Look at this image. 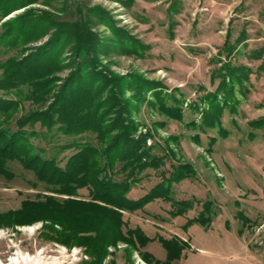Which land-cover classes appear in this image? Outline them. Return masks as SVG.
I'll use <instances>...</instances> for the list:
<instances>
[{
	"label": "rangeland",
	"instance_id": "1",
	"mask_svg": "<svg viewBox=\"0 0 264 264\" xmlns=\"http://www.w3.org/2000/svg\"><path fill=\"white\" fill-rule=\"evenodd\" d=\"M67 34L75 41L54 51L49 81L30 77L15 88L24 95L41 88L43 101L23 99L8 118H0V126L15 130L31 111L53 104L64 81L84 64L73 48L93 44L92 69L80 71L97 79L84 85L92 88L110 126L105 143L94 131L67 136L58 123L49 129L38 121L23 126L37 132L30 136L34 150L64 167L78 148L62 150L63 144L100 149L134 125L127 132L138 141L141 161L155 158L157 165L134 171L127 196L144 195L185 164L189 173L171 182L170 199H187L192 206L172 217L171 202L155 198L121 210L124 239L107 244L102 256L74 239H55L68 229L53 219L2 224L0 264L14 255L23 258L20 264H149L141 252L163 262L166 249L159 238L185 244L170 264H264V125L251 124L264 121V0H0V78L5 63L14 69ZM224 64L246 67L247 78L221 84ZM12 92L0 90V97L15 99ZM6 167L0 213L47 196L89 199L86 187L76 195L59 193L17 160ZM114 168V180H131L125 161L117 159ZM133 230L149 241L137 242Z\"/></svg>",
	"mask_w": 264,
	"mask_h": 264
},
{
	"label": "trees",
	"instance_id": "2",
	"mask_svg": "<svg viewBox=\"0 0 264 264\" xmlns=\"http://www.w3.org/2000/svg\"><path fill=\"white\" fill-rule=\"evenodd\" d=\"M74 41V36L67 34L59 38L53 49L44 51L43 55L40 52L31 54L24 58V61L21 60L19 64H13L14 69H11L6 63L4 64L0 78V90L6 91V93H13L12 91H14L15 99L0 97V118L4 116L8 118L11 109L18 106L23 99H31L35 104L43 101V94L46 93L43 89L34 88L27 95H24L19 88L18 90L15 89L20 85L17 83L27 82L28 78L40 77V75H43L41 82L49 81L48 75L52 68L50 65L55 63L57 57L53 54L54 51L61 50L62 47ZM229 47L231 49L232 46L227 48ZM96 49L90 43H77L73 52L76 57L83 58L84 64L81 69L78 68L79 70L77 69L73 75L64 81L61 92L56 95V101L50 104L46 110L31 111L23 120L17 122L15 130L0 126V174L9 173L6 167L7 161L17 160L25 168L32 169L46 183L55 185L56 191L59 193L69 196L76 195L78 188L86 187L89 199L66 198L59 201L47 196L44 201L40 202L24 201L21 208L16 211L0 213V225L25 224L39 219H53L62 226L67 225L68 229L58 232L59 236L55 239L64 242L74 239L75 242L84 244L90 253L102 256L107 244L124 239L123 226L125 222L121 210L138 209L151 199L161 198L171 202V209L168 210V213L175 217L184 215L185 211L192 205L187 199H170L171 182L178 181L189 173L187 172L188 166L185 164L177 166L164 183H156L144 195L136 198L127 196L131 181L136 180L134 171H139L144 165H157L155 158L148 161L149 164L141 161L142 152H139L137 147L138 141L130 139L129 132H127L130 127L133 129L134 125L121 128L111 138L108 145L100 149L90 144L77 145L78 142L75 141L63 144L60 146L62 150L70 147L78 148L66 160L64 167L58 166L53 158L42 157L34 150L30 136L36 135L37 132L27 131L23 126L26 124L33 125L38 121L40 125H45L49 129L58 123V129L67 136L84 131H94L97 133L96 137L102 142L110 133V126L104 123L103 115L98 112L99 104L96 103V96L92 93V88L90 85L87 87L84 85L95 84L97 79H95V75L89 72L82 74L84 68L92 69V59ZM84 52L88 54H83ZM221 69L223 72L218 73L222 77L221 84H234L235 81L241 84L243 79L247 78L246 67L224 64ZM69 84H72L71 87L75 90H70ZM45 86L46 84H43V88ZM55 113L57 117L54 116ZM171 113L174 114V112ZM251 124L260 127L264 125V121H253ZM114 126L116 127V124ZM122 140L123 143L127 144L125 148L123 145L120 148ZM117 159L125 161L130 167L128 177H131V180L116 181L113 179L114 163ZM201 217L200 214L199 218ZM133 235L135 240L142 245L149 241V238L140 231L133 230ZM159 240L166 249V259L163 262H153L147 253L141 252L149 264H170L171 261L179 257L180 251L185 245L176 239L159 238Z\"/></svg>",
	"mask_w": 264,
	"mask_h": 264
},
{
	"label": "bare ground",
	"instance_id": "3",
	"mask_svg": "<svg viewBox=\"0 0 264 264\" xmlns=\"http://www.w3.org/2000/svg\"><path fill=\"white\" fill-rule=\"evenodd\" d=\"M23 258L19 255L12 256L6 263L3 264H20ZM141 264H145L144 262L140 261Z\"/></svg>",
	"mask_w": 264,
	"mask_h": 264
}]
</instances>
